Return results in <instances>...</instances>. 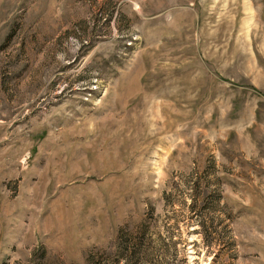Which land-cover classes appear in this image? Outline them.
Masks as SVG:
<instances>
[{"label": "rangeland", "instance_id": "obj_1", "mask_svg": "<svg viewBox=\"0 0 264 264\" xmlns=\"http://www.w3.org/2000/svg\"><path fill=\"white\" fill-rule=\"evenodd\" d=\"M0 264H264V0H0Z\"/></svg>", "mask_w": 264, "mask_h": 264}, {"label": "trees", "instance_id": "obj_2", "mask_svg": "<svg viewBox=\"0 0 264 264\" xmlns=\"http://www.w3.org/2000/svg\"><path fill=\"white\" fill-rule=\"evenodd\" d=\"M136 257V252H132L130 255H129V263L132 262V260H134Z\"/></svg>", "mask_w": 264, "mask_h": 264}]
</instances>
